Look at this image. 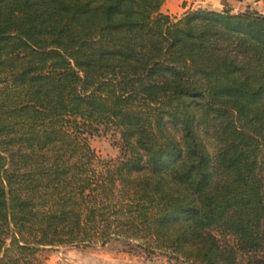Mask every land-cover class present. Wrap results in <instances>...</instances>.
Listing matches in <instances>:
<instances>
[{"label": "trees", "instance_id": "trees-1", "mask_svg": "<svg viewBox=\"0 0 264 264\" xmlns=\"http://www.w3.org/2000/svg\"><path fill=\"white\" fill-rule=\"evenodd\" d=\"M164 1L0 0V264L114 238L264 264V12Z\"/></svg>", "mask_w": 264, "mask_h": 264}, {"label": "rangeland", "instance_id": "rangeland-1", "mask_svg": "<svg viewBox=\"0 0 264 264\" xmlns=\"http://www.w3.org/2000/svg\"><path fill=\"white\" fill-rule=\"evenodd\" d=\"M254 9V7H253ZM213 128V127H212ZM204 138L212 150L220 146L211 127L201 129ZM119 136L116 131L100 126L90 136L91 146L102 160L117 158L120 154L117 145ZM222 243L233 244L234 238L226 233L214 230ZM250 254L239 253L241 264H250ZM37 257L42 264H197L167 250H151L138 244L137 240L111 239L104 245L56 244L41 247Z\"/></svg>", "mask_w": 264, "mask_h": 264}, {"label": "crops", "instance_id": "crops-1", "mask_svg": "<svg viewBox=\"0 0 264 264\" xmlns=\"http://www.w3.org/2000/svg\"><path fill=\"white\" fill-rule=\"evenodd\" d=\"M247 6L255 7L264 12V0H165L161 5V9L169 14L180 15L184 11L195 7H206L214 10L228 7L237 12Z\"/></svg>", "mask_w": 264, "mask_h": 264}]
</instances>
